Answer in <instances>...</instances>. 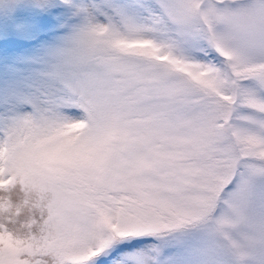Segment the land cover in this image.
Instances as JSON below:
<instances>
[{"label": "snow or ice", "instance_id": "snow-or-ice-1", "mask_svg": "<svg viewBox=\"0 0 264 264\" xmlns=\"http://www.w3.org/2000/svg\"><path fill=\"white\" fill-rule=\"evenodd\" d=\"M0 264H264V0H0Z\"/></svg>", "mask_w": 264, "mask_h": 264}]
</instances>
